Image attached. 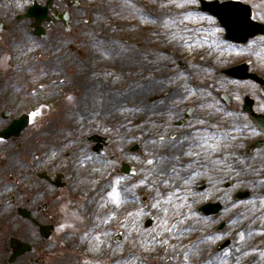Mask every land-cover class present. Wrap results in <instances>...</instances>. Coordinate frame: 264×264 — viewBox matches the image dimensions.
I'll return each mask as SVG.
<instances>
[{
    "label": "flooded vegetation",
    "instance_id": "flooded-vegetation-1",
    "mask_svg": "<svg viewBox=\"0 0 264 264\" xmlns=\"http://www.w3.org/2000/svg\"><path fill=\"white\" fill-rule=\"evenodd\" d=\"M48 1L0 0V20L5 22L0 30V52L3 43L12 38L11 35L19 38L18 44L24 40L31 44V52L28 49L27 53L41 51L53 29L68 30L66 20L58 17L67 11H70L71 22H81V5L74 0H52L50 18L40 23L46 36H39L34 25L36 19L19 16L26 15L36 3L44 6ZM246 1L251 3L254 15L264 19V8L261 6L264 0ZM236 45L237 63L247 62L249 71L264 77V32ZM22 64L27 71L34 66L24 61ZM58 68L61 72L65 71L61 64L54 67ZM222 81L226 85L231 83L227 79ZM50 82L48 79L35 83V80L22 78L16 83H9L7 79H0V264H15L21 260L30 264L34 260L36 264H148L151 262L148 253L158 252L143 236L148 228V207H162L158 213L166 214L163 218L165 226L171 225L172 217H178L174 229H184L188 225L204 231L211 226L213 219L199 211L205 202L201 198L203 195L211 193L226 204L228 178H264V162H255L264 152V145L248 153L253 141L264 139V131L252 118L253 111L264 114V84L257 79H235L234 84L219 93L207 94L203 101L205 109L197 105L190 119L178 124L189 107L188 100L184 98L190 97V94H182L173 102L174 105H167L170 111L156 116L155 127L147 124L141 127L144 156L138 178L140 188L132 191L125 185V190L119 191L120 203H116V198L111 195L114 192L112 189L100 195L101 190L97 192L92 187L84 188L80 184L86 180L81 178L82 167L86 168L92 161L104 165L102 178L108 186L117 173L121 175L120 167L115 168L114 164L116 161L121 164L123 159H119L120 156L129 155L130 147L122 151L123 155L116 156L111 138L104 153L95 151L97 143H91L89 136L94 133L114 134L115 124L110 121L105 123L103 132L84 130L83 123L69 115L63 116L66 123L71 118L68 130L63 127L57 129L56 125H42L43 115L60 102L63 90H53ZM66 82L58 80L59 84ZM182 87H187L185 82ZM224 92L228 95L223 96ZM248 101L252 103V112L246 107ZM124 112L129 113L128 110ZM169 118L172 124L177 123L176 130L168 127ZM149 131L156 133L155 141L147 138ZM61 133L65 134L59 135L58 140L54 138ZM47 135L50 137L46 138ZM162 135L164 139H160ZM127 138L125 136V140ZM10 145L12 148L8 150ZM155 148L156 153H153ZM189 151L194 155H188ZM149 160L153 163H148ZM165 162H170L178 170L172 169L169 174L161 172V165ZM247 166L250 169L244 175ZM147 178H160L159 182L165 189L154 191L145 199ZM197 181H200L199 185L195 186ZM187 195L191 201L185 203ZM69 196L73 200H85L86 207L76 206ZM161 196L162 200L157 199ZM177 198V203L181 204L180 213L170 215L171 211H177L171 205ZM156 221L155 218L154 223ZM99 229L104 231L103 241L98 240ZM117 232L123 236L119 241ZM217 237L218 234H211L193 244L187 252L190 262L199 264L197 259L191 261L194 256L191 254L208 243L203 251L202 264H211L217 256H210L208 247L212 238ZM17 242H27L33 250L11 262ZM237 253L239 251L231 256ZM150 257L161 258L156 254H150Z\"/></svg>",
    "mask_w": 264,
    "mask_h": 264
},
{
    "label": "rangeland",
    "instance_id": "rangeland-1",
    "mask_svg": "<svg viewBox=\"0 0 264 264\" xmlns=\"http://www.w3.org/2000/svg\"><path fill=\"white\" fill-rule=\"evenodd\" d=\"M154 1L159 2L157 7L150 5L149 0H81L83 13L79 18L82 21L72 22L67 31L61 28V31L53 29L52 35L45 40L44 49L34 54L27 53L31 45L27 40L18 44L19 38L11 35L12 38L3 43V49L0 52V79L16 83L24 78L35 80L37 83L66 73L70 76V79H67L70 83L61 88L63 90L60 92V102L43 115L42 125L51 127L56 125L57 129L63 127L68 130L67 127H70V121L73 118L83 123L84 130L103 132L105 123L110 121L115 124V132L111 141L115 149L114 154L116 156L122 154L128 144H140L139 129L146 124L155 127L156 116L164 113L163 111H168L170 109L168 106L174 105L173 102H176L182 94H190V97L184 98L186 101H198L206 96V94H202L204 89H209V94L214 95L223 88L234 84V81L231 80V83L226 85L225 81L218 79L216 76L218 74L209 70L206 65L201 66L202 64L197 63L203 59L204 56L201 54L205 53L204 50L211 46L217 50L216 58L219 57L218 59L221 61L219 64L237 58L238 53L234 45L227 47L228 49H225L223 56L220 57L222 46L219 43L224 41V31L220 28L218 20L208 12L198 10L196 8L199 4L198 0ZM166 5L169 6L164 9ZM176 5L178 8L172 11ZM261 6L264 7V1ZM160 15L161 17L162 15L166 16L164 22L158 18ZM60 34L62 36L58 40ZM29 51L31 52L30 49ZM25 54L26 56H23ZM51 58L59 59L65 71L61 72L59 68L54 69L53 65H49L47 61ZM23 61L33 64V69L27 71L26 66L22 64ZM186 63L189 68L182 69V65H186ZM82 68L101 73L109 72L111 76L104 77L103 83L105 86L108 85L105 90L111 89L109 91L113 96L109 99H115L113 103H107L104 106L99 100L100 98L94 95L89 96L87 90L94 81L86 79L85 76L80 78L76 76ZM125 71L128 74L126 82L121 77ZM145 73L147 77H143ZM180 73L182 77L179 76ZM164 74L167 75L164 77ZM118 76L121 78L118 79ZM183 78L187 87L183 92L178 90L175 93V98L168 99L172 90L182 83ZM158 79H160L159 82L156 81ZM118 82L120 85L117 84ZM75 83L79 86L87 85L81 91H77ZM81 103L83 104L81 105ZM125 110L130 113H125ZM68 115L73 117L68 118L69 122L66 123L63 116ZM74 116L77 117L74 118ZM124 117L127 120L125 122ZM59 122L63 124L60 125ZM96 127L99 129H95ZM168 127H173L176 130L178 125L177 123L172 124V119L169 118ZM48 132L51 133L50 130ZM64 134L55 135L54 138L57 137L58 140L59 135ZM125 136L128 137L126 140ZM48 137L50 136L47 135L46 138ZM122 147L124 148L121 150ZM142 147L141 145V148L137 152H132L131 155H127V153L124 155L126 160L136 165L137 173L117 174L112 184L110 183L104 191L101 189L100 195H105V191L110 189L125 190L124 186H121L123 178L127 181L126 189L139 190L138 178H140L144 156ZM155 150L157 149L155 148L153 151ZM119 164V161H116L114 167L116 168ZM85 169L86 174L94 178L96 175H104L105 166L92 161ZM249 169L250 167L247 166L243 174H248ZM159 180L160 178H147L145 189L148 192L161 191L164 186H161ZM117 181L119 182L117 183ZM199 182L197 181L195 186H198ZM86 183L85 181L80 184L86 188ZM226 188L228 190L227 209L226 212L224 209L222 210L224 213L222 217H226L229 222V229L226 233L228 232V235L232 236L234 240L236 237L238 239L210 263L264 264V178H228ZM242 189H249L251 196L243 200H236V192ZM210 196H212L211 193L203 195L201 198L204 200ZM215 198L219 199L216 196ZM69 199L75 202L78 207H86L85 200H73L70 196ZM157 199L162 200L163 196ZM202 199L200 201H203ZM176 206L177 211H171L170 215L180 213L181 204L177 203ZM157 209V207H151L150 211L146 213L150 223L149 219L154 213L153 211H157ZM236 216L238 220L235 222L234 217ZM219 218L218 216V220ZM159 222H163L160 216ZM153 224L152 221L150 228L148 227L145 232L147 240L150 241L149 245L169 242V237L164 235L166 226L159 228V223ZM240 225L244 227L243 231L238 230ZM236 227H238L237 230ZM232 228L233 231H230ZM159 231L160 235L157 234ZM192 232L187 231L181 234V237H188ZM241 233H243V239H241ZM223 234L225 233L212 240L208 247L209 250L211 246L214 249L215 244L218 243L217 240H221ZM246 238H249L250 244L254 245L248 251L242 249ZM236 251H239L237 253L239 255L236 254L232 257L231 255ZM174 257L173 255L165 260L159 258L149 264H166L168 259L173 261ZM15 264H30V262L21 260Z\"/></svg>",
    "mask_w": 264,
    "mask_h": 264
},
{
    "label": "bare ground",
    "instance_id": "bare-ground-1",
    "mask_svg": "<svg viewBox=\"0 0 264 264\" xmlns=\"http://www.w3.org/2000/svg\"><path fill=\"white\" fill-rule=\"evenodd\" d=\"M149 3H150V5H152V6H156L157 7V4H159V2H157V1H154V0H149ZM170 5V4H169ZM169 5H166V7L164 8V9H166ZM174 8V9H173ZM172 8V11L173 10H176L177 8H178V6L176 5L175 7H173ZM160 9V8H159ZM164 9H161L162 11L164 10ZM148 13V12H147ZM149 14V13H148ZM162 22H164L165 20H164V18H166V16L164 17V15H162V17H161V15H160V17H158ZM55 57V56H54ZM48 63L50 64V65H53V67H57L58 66V64H60V60L59 59H54V58H51L50 60H48ZM85 69H87V68H82V69H80V72L78 73V75H76L77 77H83V76H85L86 77V79H92L94 82H92L93 84H90L91 86L88 88V94H90L89 96L91 97V96H96V97H98V98H100L99 100H101V103H102V105L104 104V106L107 104V103H113L114 101H115V99H109V98H111L112 96H113V94L109 91V90H111V89H108V90H105V88H106V86L108 87V85H106L105 86V83H103V78L104 77H106V76H111L110 74H109V72H107V71H105V73H101V72H96V71H87V70H85ZM88 69H91V67H88ZM99 69V68H98ZM103 69H104V67H103ZM110 69V68H109ZM76 74H77V72H76ZM121 77H128V75H125V74H122V76ZM120 76H118L117 78L119 79V78H121ZM68 78H70V76H68ZM100 79V80H99ZM133 80V79H132ZM98 82H100V84H98ZM70 82H68V84H69ZM132 83V82H131ZM77 83H75L74 85H76ZM117 84H119L120 85V82H118ZM123 84V83H122ZM51 85V88H53V90H55L56 91V89H61L64 85H66V84H59V83H51L50 84ZM87 85V84H86ZM86 85H81L80 87H79V91H81ZM107 91V92H106ZM109 91V92H108ZM173 92V91H172ZM203 94H207V91L206 90H203ZM175 95H174V93L171 95V98L170 99H172L173 97H174ZM108 100H109V102H108ZM83 104V103H82ZM168 111H170V109L168 110ZM173 111H174V108H173ZM130 113V112H129ZM139 116V115H138ZM136 118V117H135ZM12 148V145H10L9 147H8V150H10ZM150 152V151H149ZM259 161H262V162H264V152L263 153H260V155L258 156V159H255V162H256V164L259 162ZM250 162V161H249ZM262 162H261V165H262ZM85 165V164H84ZM161 167H162V169L160 170L161 172H163V173H167V174H169V173H171V170L173 169H175V170H178V169H176V167L175 166H172V164L170 163V162H165L164 164H162L161 165ZM153 168H150V170H152ZM86 169L84 168V167H82V176H81V178H86V180H84V181H86V182H88V184H87V188L89 189L90 187H92V188H96V186H100V188L99 189H97L96 191L98 192L99 190H101V189H104V187H106L107 185L104 183V178H92V176L91 175H87L86 174V171H85ZM92 178V179H91ZM89 179H91L90 181H89ZM126 183H124V185H125ZM106 185V186H105ZM126 187V186H125ZM130 190H132V188L130 189ZM144 190H146L147 191V189H144ZM207 191H209V190H207ZM148 192V191H147ZM189 196L187 195V198H185L184 199V201H185V203H187V202H190L191 201V199H189L188 198ZM194 198H196V197H194ZM195 200V199H194ZM179 201V199L177 198V199H173V202L171 203V205L174 207V206H176V203ZM101 205V204H100ZM206 222V221H205ZM207 222H209V221H207ZM99 235H98V240H101V241H103V235H102V233H104V231L102 230V229H99ZM146 232V231H145ZM160 231L159 232H157V234L158 235H160ZM154 235H155V233H154ZM144 237H145V241H147L148 243L150 242V241H148L147 240V237H146V233H144V235H143ZM101 241H100V243H101ZM207 244L208 243H206V244H204V245H202V246H199V248H197L196 249V251L194 250L193 252H192V254L191 255H194L193 257H192V259H191V261L192 260H194V259H197L198 261H199V264H202L203 263V251H204V249H205V247L207 246ZM105 244H103V246H104ZM163 247H165V245H163ZM250 247H254V245H252V244H250V241H249V238H246V240H245V244L242 246V249L244 250V251H248V249L250 248ZM100 248H101V246H100ZM102 249V248H101ZM237 259V258H236ZM261 262V261H260ZM132 264H137V263H133L132 262Z\"/></svg>",
    "mask_w": 264,
    "mask_h": 264
},
{
    "label": "water",
    "instance_id": "water-1",
    "mask_svg": "<svg viewBox=\"0 0 264 264\" xmlns=\"http://www.w3.org/2000/svg\"><path fill=\"white\" fill-rule=\"evenodd\" d=\"M202 9L208 10L211 13L215 14L221 21V23L226 26L228 30V37L233 40H238L241 37H247L248 32L242 35L238 30V23L246 24L248 22H255L251 18V11L249 7H245L240 3L227 1V2H219L215 1H207L201 0ZM261 26L257 24L256 27ZM247 193H243L242 196H247ZM21 251L15 253L13 259L19 255Z\"/></svg>",
    "mask_w": 264,
    "mask_h": 264
},
{
    "label": "snow or ice",
    "instance_id": "snow-or-ice-1",
    "mask_svg": "<svg viewBox=\"0 0 264 264\" xmlns=\"http://www.w3.org/2000/svg\"><path fill=\"white\" fill-rule=\"evenodd\" d=\"M201 123H203V122L201 121ZM160 139H164V138L161 137ZM215 147H219V145H215ZM188 155H194V153L189 151ZM195 155H198V153H195ZM148 163H153V161L149 160ZM118 182L119 181H117V183ZM111 195H113L116 198V203H120V197H119V191L118 190H116L113 193H111ZM243 238H244L243 233H241V239H243Z\"/></svg>",
    "mask_w": 264,
    "mask_h": 264
}]
</instances>
